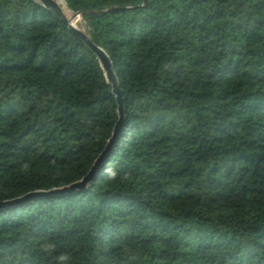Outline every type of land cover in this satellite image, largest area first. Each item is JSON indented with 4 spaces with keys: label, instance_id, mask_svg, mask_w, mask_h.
Instances as JSON below:
<instances>
[{
    "label": "trees",
    "instance_id": "16d2710c",
    "mask_svg": "<svg viewBox=\"0 0 264 264\" xmlns=\"http://www.w3.org/2000/svg\"><path fill=\"white\" fill-rule=\"evenodd\" d=\"M66 1L100 10L121 131L87 187L0 209V264H264V0ZM111 90L52 13L0 0V202L88 173Z\"/></svg>",
    "mask_w": 264,
    "mask_h": 264
},
{
    "label": "water",
    "instance_id": "95a60500",
    "mask_svg": "<svg viewBox=\"0 0 264 264\" xmlns=\"http://www.w3.org/2000/svg\"><path fill=\"white\" fill-rule=\"evenodd\" d=\"M31 1L40 5L45 10L52 13L65 29H67L72 35L77 37L95 55V57L97 58V60L99 62L100 68L103 71V75H104L106 82L112 88L111 93L115 98V102H116V106H117V110H116L117 121L115 122V125H114L112 133H111V137L107 141L105 148L98 155V157L95 159L90 170L82 179H80L79 181L74 182L70 185L61 187V188L51 189V190L46 191V192L35 191V192L28 193L27 195H25L21 198H17V199L10 200V201L0 202V209L18 206L20 203L21 204L24 203V201L27 198H34L35 199V198H40L43 196H53V195H57V194L70 195L75 190H81V189L87 187V185L92 181L94 175L96 174L98 167L102 163L104 157L108 154V152L110 150H112L113 145L115 144L116 138L121 131V126H122V121H123L122 91L119 88L117 76H116L115 71L113 69L112 63L109 59V56L101 47L97 46L92 41L91 36L89 34V30H88V33H86L82 29L78 28L77 26H75L73 24L74 20L78 16H81L84 19L86 16L94 14L96 12H99L100 10H81V11L73 10L74 13L72 15H70V14H67L63 10V8L55 0H31ZM146 2H147V0H144V4H146Z\"/></svg>",
    "mask_w": 264,
    "mask_h": 264
},
{
    "label": "bare ground",
    "instance_id": "6f19581e",
    "mask_svg": "<svg viewBox=\"0 0 264 264\" xmlns=\"http://www.w3.org/2000/svg\"><path fill=\"white\" fill-rule=\"evenodd\" d=\"M55 1L63 8V10L67 14L72 15L74 13L73 9H71L70 5L65 0H55ZM73 24L75 26H77L78 28L82 29L84 32L88 33V29H87L86 23H85L84 19L81 16H78L74 20Z\"/></svg>",
    "mask_w": 264,
    "mask_h": 264
},
{
    "label": "rangeland",
    "instance_id": "374dc122",
    "mask_svg": "<svg viewBox=\"0 0 264 264\" xmlns=\"http://www.w3.org/2000/svg\"><path fill=\"white\" fill-rule=\"evenodd\" d=\"M135 0H129L130 3L134 2Z\"/></svg>",
    "mask_w": 264,
    "mask_h": 264
}]
</instances>
